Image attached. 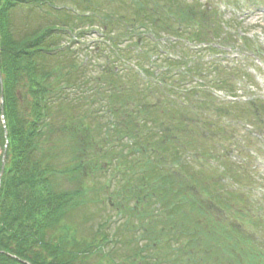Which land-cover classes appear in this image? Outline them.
Returning <instances> with one entry per match:
<instances>
[{
    "label": "trees",
    "instance_id": "trees-1",
    "mask_svg": "<svg viewBox=\"0 0 264 264\" xmlns=\"http://www.w3.org/2000/svg\"><path fill=\"white\" fill-rule=\"evenodd\" d=\"M99 7L0 0V264H264L263 241L243 228L263 223L239 189L242 164L221 154L230 136L213 118L222 115H199L200 105L211 111L208 101L179 90L203 72L223 76L214 85L227 92L229 79L244 77L210 61L185 68L186 57L230 44L221 35L232 21L199 0ZM99 23L107 46L82 63L70 36ZM164 34L206 48L169 44L183 56L160 60L166 70L154 77L158 61L148 60ZM175 68L185 69L170 76ZM159 81L176 85L174 98ZM229 178L235 187L224 186ZM103 203L117 221L88 211Z\"/></svg>",
    "mask_w": 264,
    "mask_h": 264
},
{
    "label": "rangeland",
    "instance_id": "rangeland-1",
    "mask_svg": "<svg viewBox=\"0 0 264 264\" xmlns=\"http://www.w3.org/2000/svg\"><path fill=\"white\" fill-rule=\"evenodd\" d=\"M199 1L208 3L211 8L222 12L223 15H220L219 18L224 24L232 21L230 25L228 24V29H223L226 34L221 35L222 38L225 37L229 40L230 44L217 49V52L214 53H202L192 55L191 58L186 57L185 62L187 65L185 68L195 63L200 64V67H202L201 63L210 61L214 62L215 67L221 69L236 67L243 73L244 77L240 75L229 79L231 81L229 84L232 85L233 90L227 92L226 88L222 90L214 85L222 80L223 76L217 74L205 76L203 72L201 76L191 77L187 84L185 82L179 84L181 88L179 90L180 93H184L182 87L188 85L191 91L198 93L193 101H198V99L203 103L208 101L204 109L209 106L210 112L202 110L200 105V112L192 111V115H196L198 112L199 115H211V112L215 114L219 112L222 115L220 118L217 116L213 118L216 122L220 120L223 122L226 127L225 132L230 136V140L222 144L221 154L226 155L228 161H237L242 164V169H237L235 172V177L241 182L239 189L245 194V198L249 199L254 207L258 209L254 212L253 218L256 219V222L262 220L263 223V225L259 223L253 227L246 224L243 228L246 230L248 237L257 243L263 241L262 245L264 246V0H224L226 6L214 4V0ZM94 2L100 5L99 8L103 13L107 14L108 9L111 8V0H94ZM116 6H119V2H116ZM90 17L92 16L90 15ZM80 28L70 36L73 43L72 52H75L77 57L79 55V61L87 64L91 61L89 59L91 51L93 49L97 50L98 47L105 48L107 42L104 39L105 33L101 23L96 26L85 24ZM119 34L120 31L116 30L113 37L116 39ZM160 37L162 38L153 42L156 54L159 56L157 66H154L152 70L154 77L166 70L165 65L162 62L159 63L160 60H175L176 57L183 56L181 50L166 49L169 44L173 43L185 49L191 48L192 51H196L193 50L192 40L190 39H179L165 34ZM65 44L66 46L70 45L69 42ZM214 46L211 45L212 48ZM121 47L128 49L126 52L130 53L131 48H127L126 44H122ZM196 48L204 49V46L200 45ZM256 51L262 52L261 57L255 55ZM155 56V53L151 55L148 62L154 61ZM151 64L149 62V66ZM185 68L171 69L169 71L170 76L175 73L179 74ZM238 78L241 80V84L236 81ZM158 84L159 87L167 91L171 90L167 96L168 99L174 98L172 94L177 88L176 85L170 83L163 85L162 81H159ZM177 95L179 97V94ZM196 120L190 124L199 127V120ZM204 136H206L205 133ZM229 144L235 145L229 146ZM233 146L235 150L230 152V147ZM208 166L209 163L204 164V167ZM226 172L228 173L227 170ZM233 181L229 178L226 180L227 183L223 184L228 188L235 187ZM104 204L95 207L90 206L88 211L90 209L91 212L95 213L93 214L94 217L96 215L103 218L106 216L115 217L113 211L110 210L111 207L108 208ZM99 211H102L101 214H98ZM119 218L120 216L117 215L113 220L117 221ZM81 223L83 228L90 227L93 224V222L87 223L85 221H81ZM235 225L239 228L237 221H235ZM243 228L240 227V229Z\"/></svg>",
    "mask_w": 264,
    "mask_h": 264
},
{
    "label": "water",
    "instance_id": "water-1",
    "mask_svg": "<svg viewBox=\"0 0 264 264\" xmlns=\"http://www.w3.org/2000/svg\"><path fill=\"white\" fill-rule=\"evenodd\" d=\"M2 96H1V94H0V98H1ZM1 174H2V168H1V171H0V176H1Z\"/></svg>",
    "mask_w": 264,
    "mask_h": 264
}]
</instances>
